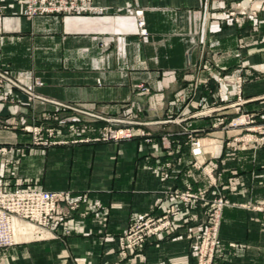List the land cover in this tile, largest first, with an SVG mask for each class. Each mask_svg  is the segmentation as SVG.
<instances>
[{"label": "crops", "instance_id": "crops-1", "mask_svg": "<svg viewBox=\"0 0 264 264\" xmlns=\"http://www.w3.org/2000/svg\"><path fill=\"white\" fill-rule=\"evenodd\" d=\"M25 2L0 0V72L46 100L103 116L140 114L154 124L148 136L131 140L62 136L69 142L35 145L23 126L52 111L61 117L77 111L0 85V143L13 148L8 164L0 156V185L70 191L79 204L70 218L51 220L37 250L5 249L0 264H196L212 200L221 194L229 204L213 264H264V213L252 209L264 207V144H228L221 118L232 109L190 118L201 107L236 99L231 85L216 91L213 75L231 79L241 64L247 67L243 108L264 116V11L232 24L223 18L236 0H94L98 10L91 13L30 18ZM250 69L260 78L251 79ZM142 83L150 94L136 89ZM191 132L201 145L196 157ZM187 187L199 194L197 202L169 198ZM168 206L179 212L172 232L124 255L120 236Z\"/></svg>", "mask_w": 264, "mask_h": 264}, {"label": "rangeland", "instance_id": "rangeland-1", "mask_svg": "<svg viewBox=\"0 0 264 264\" xmlns=\"http://www.w3.org/2000/svg\"><path fill=\"white\" fill-rule=\"evenodd\" d=\"M263 7H264V0H252V1H250V0H236L235 4L231 7H229L228 10L225 11L223 19L226 23L229 22L232 24H241L243 19L244 20L245 19L246 20H257L259 18L261 10L264 11ZM243 8H245V10H243ZM89 13H91V12H89ZM242 13H244V14H242ZM81 14H86V13H81ZM60 15L66 16V15H75V14H60ZM30 18H32V17H30ZM239 45H240L241 49L244 48L243 42H239ZM201 66H202V64L197 65V69H198L197 71H199L200 68H202ZM211 68L213 69V67H210V69ZM246 68L247 67L245 65L241 64L240 66L235 68L238 71L237 74L233 78L228 79V80L226 79L224 73L221 71H219L213 75L214 81L217 84L216 91L218 93L222 92L223 86H225L227 84L231 85L233 87V89L236 92V99L233 102L225 103L221 108L218 107L216 109L208 108V107H205V108L201 107L200 109H197L195 112H193L190 116V118L191 117L203 118V117L212 116L213 114H215V112H218V111L220 112V110L223 108L232 109L233 115H231L230 117H226V118L222 117L221 118V129L226 133L227 136L230 137L228 144H232L235 142L239 143V145H242V146H245L248 143H254L256 145L264 144V116H257L258 115L257 113L252 112V111H245L243 108L247 102V100H245V98L243 97V91H244V87L246 84L245 78L247 77V73L245 72ZM252 69H250L252 72L250 74L251 79L255 80V79L260 78L259 73H256ZM211 72H213V70ZM210 77L212 78V76H210ZM38 82L39 81L36 82V85H39ZM7 84H9V83L0 82V85L6 86ZM14 87H16V86H14ZM193 87L195 90H197V88H198V80L197 79L194 81ZM136 89L143 94H150V92H151V88L148 85H145L144 83L138 84L136 86ZM27 90L31 91V89H27ZM31 92H33V90ZM30 99L33 100L31 97H30ZM177 99H178L177 100L178 102L182 101L181 97H178ZM44 101H46L47 103H51L54 106L64 107V106H60V105L53 103V102H57L54 100H46L45 99ZM51 101H53V102H51ZM61 104L67 106L66 108H71L73 110H76L77 115H79V116L69 115V114L64 116L62 114V116H64V117H61V114H59L58 112L52 111V113L46 114L45 120H42L39 123L23 126L22 131L30 135V137H31V139L35 145H38V144H36L34 142V134L26 131V127H31V128H40L41 127L42 132H41L40 136H41L43 142H48L47 145H42V146H51V145H53L52 142H54V143L69 142L68 140L67 141L66 140L65 141H59L58 138H60L62 136H70V138H74V140L72 139V142L87 141V140H90L89 138H93L94 140H99V141H103V142H111L112 140H106L105 138H106L107 133L110 130H118L119 129L118 123H115L117 121H124V122L129 123V124H127L126 129L131 130L134 133V137L135 136L146 137L149 135V131H150V128H152V124H154V122H148V121L143 120L141 118L140 114L103 116L100 114L91 113V112H87V111H84L81 109H77V108L72 107L71 105H68V104H63V103H61ZM93 121L96 123H92ZM111 121H112V123H110ZM166 121H168V120H165L162 122H166ZM169 121L181 122L182 120L169 119ZM4 126L5 125L0 121V130L4 129ZM88 132H92V133L94 132L93 136H89ZM51 133L54 135L51 136ZM247 139H249V140L251 139L252 141L246 142ZM123 140H131V139H123ZM166 140H167L166 136L161 138V141L163 144H166ZM112 142H119V141H112ZM189 142H190V153H191V155H193L194 157L198 156V155H194V149H197L198 147L201 148V145L199 143V139L196 136L195 132L190 133ZM0 148H7L8 150H10L9 153H6L4 155L0 154L3 163L8 164L9 161L5 158L13 152V148L11 146L1 145V143H0ZM201 152H202V150H201ZM195 163L196 162H194V164ZM196 165H197V163H196ZM180 191H184V190H180ZM190 192L199 196V194L197 192L193 191L191 188H190ZM169 198L176 200V199L171 197V194H170ZM220 198H223L224 200L227 201V199L224 198V194H221V196H218L217 198H214L212 200L211 208H210L209 215H208V219H209L210 223L207 226L205 232H207L209 228L213 227L212 223H213L215 216H216L215 215L216 214V206H217L216 201ZM176 201L181 202L180 200H176ZM192 202L195 203L197 201L181 202V203H192ZM227 203L229 204L228 201H227ZM226 206H228V205H226ZM169 207H173L177 211V214L174 216V218H175L179 213L177 207L176 206H168L167 208H169ZM167 208H166V210H167ZM257 208L258 207H253L252 209L258 211ZM262 208H264V207H262ZM223 209H222V211H223ZM222 211H221V216H222ZM260 212H263V211H260ZM221 216H220V218H221ZM147 217H149V216H147ZM15 229H16L15 230L16 244L11 246V247H18V246L24 245L29 249L37 250V248H38L37 245L39 242L38 239L42 237V232L44 229L38 228L34 225H31V224H28L25 222H18ZM204 233L201 235V237L198 241V244L196 246V250L199 247V244L201 242V239H202V236L204 235ZM11 247L1 248L0 253H5L4 250L11 248ZM126 254H127V252H126ZM126 254H124V255H126ZM196 264H197V257H196Z\"/></svg>", "mask_w": 264, "mask_h": 264}, {"label": "built area", "instance_id": "built-area-1", "mask_svg": "<svg viewBox=\"0 0 264 264\" xmlns=\"http://www.w3.org/2000/svg\"><path fill=\"white\" fill-rule=\"evenodd\" d=\"M26 14L29 17L48 14H81L97 11L94 7V0H25ZM252 1V0H250ZM245 10V8H243ZM244 14V13H242ZM141 34H146L145 24L139 21ZM0 82H7L25 91L34 101L45 99L23 88L6 74L0 72ZM39 85L42 82H38ZM53 102V101H51ZM57 105L67 107L59 102ZM244 121V120H243ZM247 122V121H246ZM245 122V123H246ZM112 123V121L110 122ZM119 129L110 130L106 140L121 141L132 139L134 133L126 129L127 122L117 121ZM26 131L34 134V142L38 145H47L43 142L40 134L42 128L26 127ZM54 134L51 133V136ZM252 141L247 139L246 142ZM53 144H56L52 142ZM198 145V144H197ZM7 148H0V154L9 153ZM201 148L194 149V155H200ZM171 197L181 202L197 201L199 196L190 192V187L184 191L175 190ZM216 216L213 227L209 228L202 236L197 252V264H213L217 247L221 244L218 231L222 209L228 205L227 201L220 198L216 201ZM79 208V204L72 199L70 191H47L40 188L16 187L13 189L0 185V249L11 247L16 244L15 228L18 222H25L41 229H47L54 217L70 218L72 213ZM258 211L264 208L258 207ZM177 211L173 207L167 208L160 216H149L136 223H133L127 231L119 238V247L122 253L136 250L143 247L149 239L160 233H170L174 226V216Z\"/></svg>", "mask_w": 264, "mask_h": 264}]
</instances>
